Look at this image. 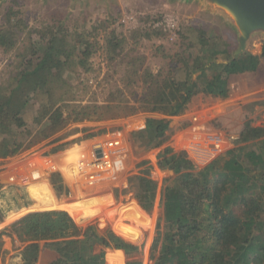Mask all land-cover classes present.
I'll return each instance as SVG.
<instances>
[{
  "label": "trees",
  "instance_id": "1",
  "mask_svg": "<svg viewBox=\"0 0 264 264\" xmlns=\"http://www.w3.org/2000/svg\"><path fill=\"white\" fill-rule=\"evenodd\" d=\"M12 2L6 22L0 25V49L8 54L22 41L29 55L17 48L10 74L6 78L0 76V157L15 155L60 132L71 122L121 117L139 111L181 115L198 94L228 97L230 76L255 71L264 59V42L260 54L249 50L236 53V47L229 45L221 34L210 40L204 25H188L180 31L183 41L174 53L164 51L163 45L157 47L163 57L169 58L166 72H153L149 67L140 72L144 59L138 57L135 48L131 50L134 44L127 50V36L118 35L113 29L105 39L106 47L119 48L111 56L112 60L119 57V62L126 64L123 85L110 91L107 103L82 104L83 98L76 96L77 89L83 86L85 93L89 85H80L78 69L86 73L93 70L91 57L100 45L99 31L72 32L61 23H47L39 30L37 40L31 41L27 36L20 40L22 32L31 29L25 22L24 11L15 6L18 1ZM152 36L163 37V33L153 28L132 34L134 39ZM64 71L73 74L75 83ZM140 81L143 92L137 93ZM34 96L37 102L32 101ZM260 103L264 105V100ZM27 117L35 119L36 128L26 141ZM171 134L167 118L148 116L145 126L133 130L131 138L150 150L163 146ZM233 141L234 147L203 167L186 150L168 145L160 149L158 167L175 176L166 177L160 188L163 216L158 218L152 243L153 264H264V124L255 125L252 119L248 120ZM56 177L60 179L61 175L56 173ZM129 181L140 207L152 210L158 182L151 177L150 167L141 169ZM44 187L47 185L36 183L24 188L29 209L43 207L38 203L42 196L38 189ZM56 189L60 192L62 186ZM17 197L9 188L0 191V201L4 203V199ZM116 227L126 239L139 238L129 224L118 223ZM13 228L18 238L28 242L32 261L49 251L50 259L45 264H104L105 248L113 247L116 252L110 253L111 264H122L124 253L125 264H142L138 245L111 229L104 236L94 226L82 228L63 209L29 212Z\"/></svg>",
  "mask_w": 264,
  "mask_h": 264
},
{
  "label": "rangeland",
  "instance_id": "2",
  "mask_svg": "<svg viewBox=\"0 0 264 264\" xmlns=\"http://www.w3.org/2000/svg\"><path fill=\"white\" fill-rule=\"evenodd\" d=\"M17 1L18 5L15 6L24 11L25 22L31 29L30 32L23 31L20 40L26 36L31 41L37 40L41 35L39 30L47 23H61L72 32L77 29L82 32L85 29L99 31L100 45L91 57L93 70L86 73L78 69L80 85H89L85 93L83 86L77 89L76 96L83 98L80 101L82 104L94 101L107 103L110 91L123 85L126 64L120 63L119 57L112 60L111 56L119 48L112 46L108 50L106 47L105 39L113 29L118 35L127 36L130 42L127 41V50L134 44L131 50L135 48L138 57L144 59L140 72L145 67L153 72L167 71L169 58L163 57L162 50L157 47L163 45L164 51L174 53L180 41H183L180 31L184 26L204 25L210 40L216 34H221L229 45L236 49L239 47V29L228 14L208 0ZM12 3V0H0V25L6 22V14ZM132 15L135 16L134 20L129 19ZM153 28L160 29L163 37L132 38L135 30L147 29L149 32ZM91 37L94 39L93 33ZM135 40L140 42L135 44ZM262 42L264 31H256L248 39L245 50L260 54ZM17 48L24 55H29L22 41H18L13 52L8 54L0 49L2 78L10 74L16 62ZM64 75H71L75 83L72 73L64 71ZM230 88L231 92L226 98L203 93L194 96L181 115L167 116L158 112L139 111L121 117L71 122L60 132L1 161L0 164L4 163L5 166L0 168V191L9 188L18 197L4 199L6 203L0 201V264H17L16 261L18 264H45L50 259L47 251L32 261L28 242L18 238L13 226L29 212L51 209L68 211L80 227L94 226L104 236L110 229L119 234L116 229L118 223L129 224L139 233V238L132 240L119 235L141 248L142 264H153L152 243L157 232L158 218L163 216L160 188L166 177L175 176L172 171L158 167L157 155L160 149L168 145L175 150H186L189 157L199 167H203L234 147L233 140L240 135L248 120L252 119L255 125L264 124V105L260 103L264 100V59L257 70L230 76ZM136 92H143L142 82ZM32 101L37 102V97L34 96ZM148 116L167 118L172 130L168 142L150 150L131 138L133 130L145 126ZM26 121L24 139L27 141L35 131L36 122L31 117H27ZM102 150L107 155H100L99 160L104 159L109 164L103 169L100 164L87 167L94 158V152L97 151L99 156ZM82 158L85 164H82ZM145 167H150L151 177L158 182L154 208L150 211L140 207L129 181L131 176ZM35 170H39L36 171V177ZM56 173L61 175L60 179ZM36 183L47 185L38 189L42 192L38 203L43 207L29 209V202L24 200V188ZM60 185L62 190L58 192L56 186ZM163 224L162 221L161 232L165 229ZM105 250L104 264H111L110 253H115L116 249L108 247ZM117 254L120 261V253ZM126 260L124 253L122 264Z\"/></svg>",
  "mask_w": 264,
  "mask_h": 264
},
{
  "label": "water",
  "instance_id": "3",
  "mask_svg": "<svg viewBox=\"0 0 264 264\" xmlns=\"http://www.w3.org/2000/svg\"><path fill=\"white\" fill-rule=\"evenodd\" d=\"M208 2L228 14L239 29V47L236 53L246 49V43L254 32L264 31V0H208ZM100 155L102 154L99 153Z\"/></svg>",
  "mask_w": 264,
  "mask_h": 264
},
{
  "label": "built area",
  "instance_id": "4",
  "mask_svg": "<svg viewBox=\"0 0 264 264\" xmlns=\"http://www.w3.org/2000/svg\"><path fill=\"white\" fill-rule=\"evenodd\" d=\"M129 19H132V20H134L135 19V16L134 15H132V16H130V18ZM167 22H168V20H167ZM98 147H102V146H98ZM102 155L101 156H106L107 155V153H105V152H103V150H102V153H101ZM101 156H98V153H97V151H96V153L94 152V158L92 159V161L91 162H89L88 164H87V167H91L90 165H94V167H96V165H101L100 166V168L101 169H103L102 167H106L107 166V164H109V162H106V161H104V159L101 161V160H99V158H101ZM84 157V156H83ZM105 163V164H101V163ZM82 164H85V162H84V160H83V158H82ZM75 167V166H74ZM98 167V166H97ZM112 168H114V167H112ZM77 169V168H76ZM78 171H79V169H77ZM39 171V170H35L34 171V176L36 177L37 176V172Z\"/></svg>",
  "mask_w": 264,
  "mask_h": 264
},
{
  "label": "crops",
  "instance_id": "5",
  "mask_svg": "<svg viewBox=\"0 0 264 264\" xmlns=\"http://www.w3.org/2000/svg\"><path fill=\"white\" fill-rule=\"evenodd\" d=\"M9 157V156H8ZM7 157H0V162L1 161H4V159H6ZM4 163L0 164V168L4 167ZM3 172V171H2ZM0 175H1V172H0ZM1 178V177H0ZM5 184V183H4Z\"/></svg>",
  "mask_w": 264,
  "mask_h": 264
}]
</instances>
